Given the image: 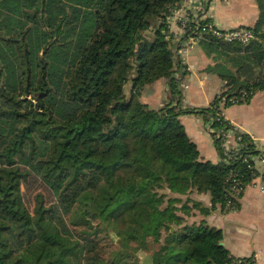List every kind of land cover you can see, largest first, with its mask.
<instances>
[{
    "label": "trees",
    "instance_id": "1",
    "mask_svg": "<svg viewBox=\"0 0 264 264\" xmlns=\"http://www.w3.org/2000/svg\"><path fill=\"white\" fill-rule=\"evenodd\" d=\"M255 1V23L239 26L254 32L248 42L190 14L184 37L199 35L223 82L195 108L183 106L187 70L170 30L181 0H0V264H142L144 251L146 264H256L189 219L237 208L234 185L260 175V149L247 133L230 150L214 134L221 160L204 159L180 119L203 113L226 132L223 108L264 90ZM160 78L170 98L155 108L142 92ZM196 187L210 206L179 196Z\"/></svg>",
    "mask_w": 264,
    "mask_h": 264
},
{
    "label": "crops",
    "instance_id": "2",
    "mask_svg": "<svg viewBox=\"0 0 264 264\" xmlns=\"http://www.w3.org/2000/svg\"><path fill=\"white\" fill-rule=\"evenodd\" d=\"M193 12L197 13L196 10ZM209 15H212L216 24L235 28L254 24L258 17V6L255 0H214ZM169 22L174 41L178 43L175 51L187 70L181 82L183 106L206 107L221 92L223 82L207 69L212 64V59L200 46H189L186 42L182 44L186 38L183 34L184 29L171 16ZM168 87L167 79L160 78L145 86L142 99L152 107H161L170 98ZM222 114L234 125L233 129L226 131L228 133L224 141L226 149L239 146L237 132L249 134L257 148L264 149V90L256 92L249 101L224 107ZM180 119L189 136L197 143L202 157L219 162L221 157L214 134L217 136L221 134L218 135V129L213 126V121L206 120L205 114L197 112L182 114ZM254 165L260 175L246 185L238 199L237 208L222 209L219 206L208 215L198 212L195 219H206L209 224L223 231L222 244L229 250L231 256L252 257L256 264H264V188H262L264 165L258 160H255ZM193 197L206 206L211 205L209 192H199L198 188H195Z\"/></svg>",
    "mask_w": 264,
    "mask_h": 264
},
{
    "label": "built area",
    "instance_id": "3",
    "mask_svg": "<svg viewBox=\"0 0 264 264\" xmlns=\"http://www.w3.org/2000/svg\"><path fill=\"white\" fill-rule=\"evenodd\" d=\"M214 0H181V3L178 7L173 9V12L171 14V17L175 18L176 21L181 25V27L186 31V27L189 24L191 20V13L195 15V20L199 21L204 18L210 17L209 11L213 5ZM193 10H196V14L193 12ZM206 11V12H205ZM208 11V12H207ZM204 12V14H203ZM207 16V17H206ZM208 29L217 37L222 38L227 41H241V42H248L252 38L255 37L254 32L245 27H223L216 24H208ZM193 42H195V38H199V35H193ZM192 42V41H191ZM192 42V44H193ZM246 94V91H244L241 95V98H244ZM225 100V97H223ZM236 98L231 97V100H235ZM217 131V130H216ZM222 136L223 134V145L225 146L226 142L225 137L227 139L228 133L218 129V135ZM252 137V136H251ZM241 136H237V140L239 141ZM239 147V146H238ZM254 162L255 160H258L262 165H264V149H260V152L258 154H255L252 156ZM264 174V171H263ZM264 176V175H263ZM235 192L241 193L243 192L244 188L239 183H236L234 185ZM264 188V184L262 186Z\"/></svg>",
    "mask_w": 264,
    "mask_h": 264
},
{
    "label": "rangeland",
    "instance_id": "4",
    "mask_svg": "<svg viewBox=\"0 0 264 264\" xmlns=\"http://www.w3.org/2000/svg\"><path fill=\"white\" fill-rule=\"evenodd\" d=\"M213 6V5H212ZM250 9V8H249ZM249 9H247V13H248V11H249ZM209 11V10H208ZM207 11V12H208ZM206 12V11H205ZM203 14H204V12H203ZM249 16H251V14H249ZM207 17V16H206ZM210 18H212V15H210ZM213 19V18H212ZM209 23H211L212 25L213 24H216L215 23V21L214 20H212L211 22H209ZM216 25H218V24H216ZM239 27V26H238ZM186 32L187 31H184V35L186 34ZM193 35H189L186 39H185V41L184 42H182V44H184L185 42H186V44L188 43V45L189 46H199V44H198V41L199 40H197V38H195V42H193ZM193 42V44H192V42ZM168 92H169V95H170V90H169V87H168ZM143 100V99H142ZM144 101V100H143ZM149 104V103H148ZM150 105V104H149ZM151 106V105H150ZM175 195V194H174ZM177 195V194H176ZM179 196H181L183 199H186L187 197H192V198H194L193 196H194V192H192V193H190L189 195H185V194H181V195H179ZM195 218H196V216L194 215V216H192V217H190V219L189 220H195ZM117 239H118V237H117ZM117 239H116V241H117ZM148 254L147 252H142V260H143V262H142V264H146V259H145V256Z\"/></svg>",
    "mask_w": 264,
    "mask_h": 264
},
{
    "label": "water",
    "instance_id": "5",
    "mask_svg": "<svg viewBox=\"0 0 264 264\" xmlns=\"http://www.w3.org/2000/svg\"><path fill=\"white\" fill-rule=\"evenodd\" d=\"M197 188V187H196ZM111 236L113 237L114 240L117 239V234L115 231H111ZM222 243V242H221Z\"/></svg>",
    "mask_w": 264,
    "mask_h": 264
}]
</instances>
